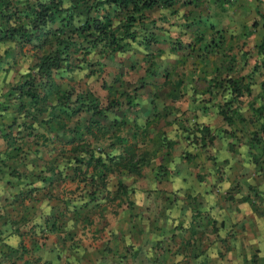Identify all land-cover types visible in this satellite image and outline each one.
<instances>
[{
  "label": "rangeland",
  "instance_id": "obj_1",
  "mask_svg": "<svg viewBox=\"0 0 264 264\" xmlns=\"http://www.w3.org/2000/svg\"><path fill=\"white\" fill-rule=\"evenodd\" d=\"M5 2L0 0V7ZM61 7L70 16L64 20L58 15L50 24L46 41L49 44L34 38L0 41V150L10 144V147L21 149L20 154L26 162L37 165L33 170H27L31 175L28 181L44 178V167H52L51 173L45 177L52 183L48 190L54 195L59 193L64 207L70 208L74 196L85 193L80 189L83 185L81 177H74L72 171L75 165L72 159L76 157L73 155L80 153L73 154L70 148L85 140L95 147V151L102 149L112 156L120 149L114 136L118 133L127 136L129 142L138 144L137 153L143 157L141 172L135 175L119 169L107 173L103 181L108 195L105 196L103 190L94 192V197H102V205L93 212L109 210L111 215L119 211L122 214L133 198L132 201H136L134 206L127 208L130 215L135 216L145 207H153L149 201L139 203L141 198L135 199L138 192V197L142 196L140 188L151 191L153 187L155 193L161 192L165 203L170 199V205H159V208L179 213L182 205L183 211L188 213L187 210H194L195 202L192 205L184 201L177 193L178 189L167 190L163 176L166 169L181 164L187 167L193 176L185 181L188 187L192 180L199 181L194 176L198 166L226 165L229 160L228 165L237 170L235 185L228 187L230 192L239 199L248 196L264 200V136L255 148L249 149L246 145L251 133L258 130L264 120V0H177L170 7L144 10L133 27L136 35L124 40L126 44L122 50L112 51L105 44L97 43L85 55L77 51L80 48L88 51V42L92 38L75 28L87 16L104 14L109 15L112 26L119 25L125 13L107 7L87 14L82 0H63ZM7 27L8 24L0 22V28ZM121 31L119 28L118 33ZM146 31H153L158 40L144 45L142 37ZM56 37L75 39L77 43L68 48V67L63 62L62 67L51 73L52 94L45 101L39 100L35 106H31L28 97L20 96L17 90H14V96H9L10 87L33 72L37 58L55 49ZM228 80L238 81L241 87L239 96L230 94ZM42 85L37 83L38 93L43 92ZM122 92L136 104L129 106L123 101L119 110L108 111L99 117L101 128L94 130V135L102 136L98 142L91 141V135L82 128V124L93 119L89 113L78 116L81 120L72 142H67L73 136L70 131L64 132L55 122L46 121L50 112L59 113L58 100L63 101L60 99L62 95L68 94V98L73 99L76 93H85L89 100L94 98L102 106ZM229 100L227 107L242 118H235L231 124L224 122L218 112V107ZM39 105L44 111L40 118L33 120L30 115L38 111L32 108ZM58 116L68 126L75 124L74 116L67 118L63 113ZM115 122L119 123L116 133ZM27 125H31L32 135L28 134L30 129L24 128ZM201 127H207L208 133H202ZM132 132L136 134L134 140L129 137ZM39 133L54 139L53 146L34 137ZM207 135L212 137L211 141L207 137L201 145L200 138ZM165 139L175 143L171 149L166 146ZM55 169L58 175H62V182L55 183L58 180ZM119 182L126 194L122 197H117L121 193L116 190ZM1 183L3 185V180ZM60 204L59 198H47L45 206L39 203L44 207L43 212L54 211L53 207ZM67 216L66 211L64 217ZM105 219L107 226L110 225L111 218L108 221L105 216ZM60 222L66 228L68 220L62 218ZM119 253L109 256L114 260L122 259L124 256ZM32 258L35 260L34 255Z\"/></svg>",
  "mask_w": 264,
  "mask_h": 264
},
{
  "label": "crops",
  "instance_id": "obj_2",
  "mask_svg": "<svg viewBox=\"0 0 264 264\" xmlns=\"http://www.w3.org/2000/svg\"><path fill=\"white\" fill-rule=\"evenodd\" d=\"M224 170V179L220 180L209 165L198 166L196 171H204V179L192 180V185L186 187L183 178H190L185 175L189 170L174 167L175 174L165 181L167 190L178 189L184 201L192 205L195 202V208L190 205L194 210L188 213L182 205L179 213L159 208L168 205L170 199L165 203L161 192L157 189L155 193L156 188L151 187V191L140 188L142 196L138 197V192L135 199L141 198L139 203L149 201L153 207H145L135 216L124 207L122 214L119 211L114 216L103 210L87 218L73 213L58 217L56 212L42 211L44 207L39 203L45 206L46 198L10 203L6 198L14 190L3 183L0 264H11L13 257H21L25 251L39 264H264V200L241 201L235 200V195L231 199L223 196L224 188L235 178V169ZM219 184L221 188H215ZM105 216L112 220L108 226ZM62 218L68 220L66 228L60 222ZM53 221L58 230L49 229ZM115 250L124 257L114 260L109 255L118 253ZM130 251H134L133 257ZM26 257L24 254L17 262Z\"/></svg>",
  "mask_w": 264,
  "mask_h": 264
},
{
  "label": "trees",
  "instance_id": "obj_3",
  "mask_svg": "<svg viewBox=\"0 0 264 264\" xmlns=\"http://www.w3.org/2000/svg\"><path fill=\"white\" fill-rule=\"evenodd\" d=\"M63 0H6L2 7H0V22L4 24H8L7 28H0V41L5 40L6 38L12 39H22L24 41H29L31 38L37 39L38 41H43L42 43H50L46 42L47 37L50 31V24H53L56 17L59 15L60 18L62 17L65 20V17H69L70 15L66 14L67 12L65 9L61 7ZM66 1H73V0H66ZM85 4L84 10L87 12H91V10H100L104 8H112L117 11H121L125 13L124 20L122 23H118L119 25L112 26L111 20L109 15L104 14L100 15L99 17L96 16H87V19L83 21L79 27L75 28L78 32H86L87 37H91L92 39L88 42V51L87 48L83 49L80 48L78 51L77 49H73V51L82 52L85 55L89 52V49L93 48L97 43H103L107 48L112 51L122 50L125 46L124 40L126 38L133 39L135 34V29H133L135 25V21H137L144 10H151L156 7H170L177 0H82ZM64 12V13H63ZM119 28H122V33L119 32ZM41 37V39H40ZM158 39L155 37L154 32L146 31V33L142 37V41L144 45H149L152 42H156ZM77 42L75 39H61L56 37L55 39V49L51 52H47L42 54L37 58V60L33 64V72L28 73L24 79L18 80L13 86L10 87L9 96H14V90H17L20 96H26L29 99V104L35 106L38 101H45L47 98L52 94L54 83L51 77V73L53 70H57L58 68L62 67V63L66 62L65 67H68V62L70 59V51L68 52V48L72 45H75ZM43 84L42 93L37 92V83ZM228 87L230 94L233 96H239L241 94V87L238 81L236 80H228ZM24 88V89H23ZM62 95L60 99L63 101L58 100V110L59 113L55 114L50 112V115L46 119L47 122H55L57 126L62 131H70L73 136L72 139L67 142H72L75 134L77 133L76 130L79 128V121L81 119L78 118L79 115L89 113L90 118L93 119L88 120L84 124H82V128L84 129L86 134H90L92 137L93 142H98L101 140V135L97 136L94 135V130L99 131L101 125L99 123V117L105 116L108 111H116L121 108L122 102L124 101L125 104L129 106H133L136 103L130 100V97H127L125 93H120L118 97L111 98L107 101L105 105H99V102L94 98L88 99V96L85 93H76L73 99H69L70 96ZM69 97V98H68ZM88 102V103H87ZM230 100L226 103L224 102L223 105L218 107V112L222 117V120L227 124H231L232 121L234 122L235 118L242 119L235 111H231L230 107H227ZM32 110L38 111L36 113H32L30 117L35 120L40 118V113L44 111V107L42 105L37 106L36 108H32ZM122 110V109H121ZM112 111V112H113ZM66 114L67 118L74 116L73 122L75 123L72 126L66 125L62 120L58 117V114ZM42 121V118L39 119ZM122 122V121H121ZM68 126V127H67ZM115 130L114 133L118 132L119 123L115 122ZM24 128L30 129V133L32 135V127L31 125L24 126ZM200 131L205 134L208 133L207 127H201ZM113 133V134H114ZM201 133V134H202ZM259 133V135H258ZM9 134V133H8ZM116 139V144L119 145L120 149L119 152L109 156L107 151L102 149H98L95 151V147L91 146L90 142L88 141H81L77 145H73L70 148V152L73 154L80 153L79 155H73V161L75 165L72 168L74 177L80 176L81 182L83 183L80 189L83 190V196H74V201L71 204V207L65 208L63 205V197L59 196V193L49 192L48 188H50L52 183L47 182L45 177L48 176L49 173L52 171V167L46 166L44 167V175L45 177H41L38 180L28 181V177L31 175L28 171L33 170L37 165H33L31 162H26L24 157L21 156L20 150L15 148L14 146L7 147L4 150H0V180H3V183L14 190L13 195L6 198L10 203L13 201H23L24 199L27 201L35 200L38 201L41 198H50L54 200H60L61 204L56 207L54 206V211L56 214L61 216L62 214L65 215L66 211L69 213H73L75 216H83L87 218L88 214L93 213V210L96 208L99 209V206L102 205L100 201L102 197L97 198L94 197V192L96 190L104 191V195L107 196L108 192L106 191V185L104 183V179L106 178L107 173L113 172L112 170H119L123 169L125 172L129 174L139 175L141 172V162H143L142 155H138L139 146L136 144V141H128L127 136H120L118 133L114 134ZM261 136H264V120L259 124L258 130L253 131L251 133L249 140L246 142V145L249 149L255 148L257 144L261 141ZM20 138L21 135L19 136ZM35 138H42L44 144L49 143L53 146L55 140L48 139L43 134H34ZM129 137L132 139H136V134L132 132ZM163 138V136H161ZM208 137V141H211L212 137L204 136L200 138L201 145L205 143V139ZM15 140V138H13ZM56 139V138H55ZM80 138L78 137L77 140ZM196 140V138H194ZM167 141L166 146L171 149L172 145L175 144L173 141L171 142L170 139H165ZM195 143H199L196 141ZM196 146V145H195ZM202 148H204L202 146ZM82 153V154H81ZM230 161V160H229ZM226 165H219L210 163L209 166L215 170V173L220 180H223L225 176L224 169H235L228 164ZM82 164L84 169L80 166ZM177 169H186L187 167H183L182 164L178 166H174ZM174 167L171 170L169 167L166 169V172L163 176H165L164 181L169 180L172 178V175L175 174ZM42 168V167H41ZM159 168V167H158ZM162 169V167H160ZM159 168V169H160ZM101 170V173H97V170ZM188 169V168H187ZM28 170V171H27ZM55 175H57V182H62V175H58V170L55 169ZM163 171V170H162ZM237 170H235V173ZM191 178V174L189 172H185ZM205 172H196L194 174L195 180L201 181L204 179ZM228 176V175H227ZM193 178V176H192ZM191 178V179H192ZM237 175L235 174V178L232 179L233 181L230 182L223 190V196H227L228 199H231L235 194L230 192L228 189L229 185H235V179ZM25 179V181H24ZM183 180L187 181L188 178H183ZM24 181V182H23ZM25 186L23 187V185ZM50 185V186H49ZM55 187V186H54ZM221 188L219 184L215 188ZM46 190L44 191V189ZM56 188V187H55ZM121 191L117 197L125 196L124 194V186L121 182L118 183L117 189ZM218 191V190H217ZM49 192V193H48ZM123 194V195H122ZM45 196V197H44ZM83 198V199H82ZM77 199H80L76 201ZM237 197H235V200ZM252 198L248 196L240 197L241 201H250ZM132 202L127 203V207H132ZM13 209V208H11ZM50 230H58L59 226L56 225L55 221L51 222L49 225ZM111 233H114L111 231ZM23 250V249H22ZM109 250V249H108ZM21 257L24 254H27L26 258H23L22 262H17L20 256L13 257L11 264H30L32 262L31 258H29V252L25 251V253H21ZM130 257L134 256V251L129 252ZM65 258V257H64ZM66 259V258H65ZM31 264H38L34 261ZM44 264V263H42ZM48 264V263H46Z\"/></svg>",
  "mask_w": 264,
  "mask_h": 264
}]
</instances>
